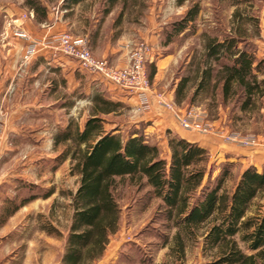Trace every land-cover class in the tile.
I'll return each mask as SVG.
<instances>
[{
    "label": "trees",
    "instance_id": "16d2710c",
    "mask_svg": "<svg viewBox=\"0 0 264 264\" xmlns=\"http://www.w3.org/2000/svg\"><path fill=\"white\" fill-rule=\"evenodd\" d=\"M81 1L63 0L62 7L67 9ZM139 1L104 0L102 17L119 5L115 26L125 10L139 5ZM185 1L176 0L178 5ZM24 3L36 21L46 20L44 2ZM198 12L197 4L191 6L181 21L172 24L168 38L184 31ZM245 38L237 29L221 39L204 35L202 58L194 64L192 75L180 79L176 96L191 80V102L195 96L207 94L212 100L218 97L224 106L231 102L240 113L258 112L264 95V57L248 50ZM155 71L152 64L150 80ZM87 98L91 105L83 126L70 119L53 138V147L63 146L58 161L68 159L70 174L77 176L75 191L67 192L72 213L56 264H95L102 258L110 239L120 230L122 207L117 191L126 182L137 188L148 187V195L159 200L165 227L174 229L170 250L175 254H184L187 238L200 236L204 248L214 254L207 264H264V210L248 214L254 199L264 191V170L251 165L243 168L228 189L233 162H223L213 176L215 165L210 153L197 142L168 135L167 154H163L157 143L146 138L142 127L133 124L123 130L115 124L106 128L108 117L118 114L122 102L98 93ZM30 199L13 206L5 217ZM43 230L63 237L52 224Z\"/></svg>",
    "mask_w": 264,
    "mask_h": 264
},
{
    "label": "rangeland",
    "instance_id": "374dc122",
    "mask_svg": "<svg viewBox=\"0 0 264 264\" xmlns=\"http://www.w3.org/2000/svg\"><path fill=\"white\" fill-rule=\"evenodd\" d=\"M41 1L52 8V11H56L58 0ZM102 2L103 0H88L86 4L102 8ZM139 2L142 6L140 4L129 6L115 26L113 22L107 23L102 35L111 37L113 41L121 38L128 49V61L131 49L140 41H146L153 52V59L150 61V54L148 55L146 64L148 74L152 64L156 69L155 63L158 58L168 56L167 58L172 60L164 66L166 69L156 80L154 87L157 91L173 90L172 101L184 109L183 113L176 111L178 114H186L192 108L199 118H204L212 126L213 130L216 128V131L255 134L260 139H264V97L260 100L261 106L258 112L244 114L240 113L231 102L224 106L220 104L218 97L212 100L207 94L195 96L191 102L194 90L191 80L187 82L181 95L175 94L180 79L192 75L194 64L202 58L204 35L221 39L237 29L246 37L244 43L247 45L246 48L254 52L258 58L264 57V0H187L181 5H178L176 0H140ZM194 4L199 7L195 20L188 22L184 31L168 38L172 24L181 21ZM27 10L29 11L24 0H0V50L3 48L4 40H9L10 30L14 31V27L17 28L19 24L16 23V17L26 18ZM118 10L119 5L111 15L114 21ZM98 19L99 22L102 21V15H99ZM79 21L80 19L76 18L70 30L82 35L84 31ZM92 34L90 31V36L87 37L89 45ZM14 36L17 35L13 34ZM92 54L94 55L93 51ZM30 57L31 54L27 59L22 56V67L28 64ZM160 95L164 98L162 94ZM178 99L179 102H176ZM85 101L87 100L82 99V102ZM166 102L176 109L173 102ZM141 111L136 106L124 104L118 109V114L108 117L110 121L106 124V128L119 124L123 130H127L129 126L135 124L144 131V125L149 122L138 119L142 114ZM77 112L78 110H71L70 115L65 116V121L78 119ZM238 115L242 118L237 119ZM44 121V124L43 119L39 121L45 128L43 137L49 138L57 128L54 129L50 121ZM216 122L220 124L215 125ZM147 137L151 142L157 143L163 154H167L166 142H160L161 138L155 132L150 131ZM13 145L15 152L9 153L0 163V231H6V227L2 228V225L13 216L12 222L7 225L11 228L7 227L11 233L7 241L0 245L1 264H52L59 255L61 244L60 241L47 236L43 227L52 224L66 234L72 213L67 192L75 191L77 176L70 174L68 159L63 162L58 161L62 145L53 147V143L46 140L39 142L35 147L34 144L25 142ZM210 159L215 165L213 176L218 174L223 162L234 163L232 178L227 183L228 189H231L243 165L236 161L223 160L212 153ZM147 188H137L126 182L117 191L122 207L121 226L117 233L123 238L124 243H129L128 249L124 251V255L119 256L118 260L122 261V264H207L214 254L204 248L200 236L197 239H186L185 251L181 256L170 250L174 229L168 230L165 227L163 217L158 210L159 200L150 197ZM50 190L51 195L43 197ZM30 197L32 199L5 217L13 206ZM259 210H264V191L254 199L248 214L252 215ZM165 238H168L166 243ZM239 244L245 249L241 242Z\"/></svg>",
    "mask_w": 264,
    "mask_h": 264
},
{
    "label": "crops",
    "instance_id": "0c3cea01",
    "mask_svg": "<svg viewBox=\"0 0 264 264\" xmlns=\"http://www.w3.org/2000/svg\"><path fill=\"white\" fill-rule=\"evenodd\" d=\"M62 1L58 0L55 12L46 4L47 18L45 21H36L32 11L29 13L30 10H27V17L24 19L17 16L15 19L16 23H19L17 28L14 27V31L10 30L9 40H4L2 44L3 48L0 50V125L3 138L0 163L9 153L15 152L13 145L15 143H32L35 147L39 142L46 140L52 144L54 135L66 125L65 116L68 117L71 110H78V119L75 118V121L77 120L79 127H82L91 105L87 97L92 94H103L123 104L138 107V100L134 94L127 93L114 84L102 81L97 75H91L82 70L76 60L59 50L56 43H44L52 35L60 32L69 31L68 33L72 35L76 34L70 29L71 24L78 18L84 31L82 35L88 37L90 31L93 33L90 46L94 55L107 59L113 65L124 66L128 62V49L124 46V42L121 38L113 41L111 37L102 35V30L107 23L112 24L114 21L111 15L116 7L99 22L98 16L102 15L104 0L101 3L102 8L91 7L86 4L88 0H84L72 4L67 9L62 7ZM18 30L26 34L28 39L20 36L13 37ZM76 35L82 36L81 34ZM30 40H35L39 44L31 52L28 64L22 67V56L28 52ZM167 57L158 58L155 63L156 71L151 79L150 106L147 110L141 111L142 114L138 118L140 121L149 122L144 125L146 138L150 140L147 137L150 131L155 132L161 138L160 142H166L168 135H176L188 141L197 142L218 158L239 162L243 165L242 168L251 165L258 171L264 170L263 148L225 143L214 132L201 134L186 130L179 125L172 110L157 104L154 98L157 93L162 94L166 101L173 102L172 89L157 91L154 87L156 80L166 69L164 66L172 61ZM150 59H153V52L149 61ZM82 99L87 101L82 102ZM173 104L175 111L184 112V109L174 102ZM81 110L82 113H80ZM41 119H43V124L44 120H48L54 129L57 128L49 138L43 137L45 128L40 125ZM219 124L220 122L215 123V125ZM220 128L223 129L222 126ZM12 217L10 216L2 225V228L6 227V231H0V245L7 241L11 233L9 230L11 228L7 225L12 222ZM64 235L63 237L47 235L60 241L61 244L59 255L52 264H56L60 259L64 246ZM128 245L129 243H124L118 233L114 234L102 258L95 264H122L118 258L124 255Z\"/></svg>",
    "mask_w": 264,
    "mask_h": 264
},
{
    "label": "built area",
    "instance_id": "2783aa9c",
    "mask_svg": "<svg viewBox=\"0 0 264 264\" xmlns=\"http://www.w3.org/2000/svg\"><path fill=\"white\" fill-rule=\"evenodd\" d=\"M25 17V14L23 15ZM16 35L28 39V36L21 30L16 31ZM45 44L56 43L59 50L76 60L79 68L97 75L102 81L114 84L127 93L134 94L138 100V110H147L150 106V79L147 73L146 64L148 55L152 53L150 45L146 41H140L129 54V61L125 66L116 67L107 60L96 58L91 51L89 41L86 36H74L68 32L54 34ZM39 42L30 40L28 44L29 52L24 55L27 59L31 52L36 49ZM157 104L165 106L173 111L179 125L190 131L201 134L217 133L223 142L244 147H260L264 149V139H260L255 134H241L237 131L223 132L213 130L212 126L199 118L191 108L186 114H178L170 103L166 102L160 94H155ZM2 129L0 125V156L2 154Z\"/></svg>",
    "mask_w": 264,
    "mask_h": 264
}]
</instances>
